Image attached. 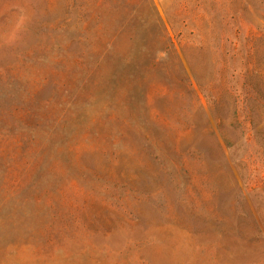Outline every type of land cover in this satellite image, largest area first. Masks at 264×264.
Listing matches in <instances>:
<instances>
[{"label":"rangeland","instance_id":"374dc122","mask_svg":"<svg viewBox=\"0 0 264 264\" xmlns=\"http://www.w3.org/2000/svg\"><path fill=\"white\" fill-rule=\"evenodd\" d=\"M75 2L85 44L114 40L144 92L141 134L123 125L109 153L99 137L80 153L114 187L83 190L72 164L58 178L73 252L62 264H264V0ZM19 3L36 0H0L3 49Z\"/></svg>","mask_w":264,"mask_h":264},{"label":"trees","instance_id":"16d2710c","mask_svg":"<svg viewBox=\"0 0 264 264\" xmlns=\"http://www.w3.org/2000/svg\"><path fill=\"white\" fill-rule=\"evenodd\" d=\"M16 5L24 19L14 42L0 46L1 257L5 264H62L73 252L66 238L68 225L61 223L64 202L58 178L72 164L83 190H90L94 180L98 188H108L110 184L104 185L110 182L101 175L88 176L90 170L79 161L81 150L84 142L99 137L106 141L99 151L109 153L124 137L123 125L141 134L139 98L144 90L137 64L128 63L127 53L110 48L114 40L97 49L85 44L75 0ZM32 12L40 17L31 24ZM39 63L50 74L41 76ZM91 104L100 108L95 118L89 115ZM120 105L130 114L122 116ZM151 149L153 156L161 151ZM26 252L30 258L21 257Z\"/></svg>","mask_w":264,"mask_h":264}]
</instances>
